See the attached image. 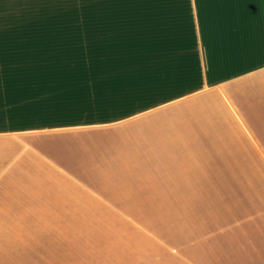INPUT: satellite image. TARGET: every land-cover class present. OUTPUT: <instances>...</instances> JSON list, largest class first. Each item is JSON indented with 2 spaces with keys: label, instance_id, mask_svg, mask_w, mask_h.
<instances>
[{
  "label": "crops",
  "instance_id": "0c3cea01",
  "mask_svg": "<svg viewBox=\"0 0 264 264\" xmlns=\"http://www.w3.org/2000/svg\"><path fill=\"white\" fill-rule=\"evenodd\" d=\"M0 264H264V0H0Z\"/></svg>",
  "mask_w": 264,
  "mask_h": 264
},
{
  "label": "rangeland",
  "instance_id": "374dc122",
  "mask_svg": "<svg viewBox=\"0 0 264 264\" xmlns=\"http://www.w3.org/2000/svg\"><path fill=\"white\" fill-rule=\"evenodd\" d=\"M70 13L66 14V18H73V19H83L85 18L84 13ZM75 20H73L74 23ZM79 28H66L63 29V36L74 37V42H71L69 44H63V47H65L62 50V67L64 70L67 71H74L76 73L75 76L73 74L71 75H63L61 76V84L63 85H81L84 86L86 84H92V82L95 79H99L101 77L99 76H87L86 75V65L87 60L85 58V35H86V28L80 27ZM35 31L36 34H45L47 32L46 29H36L32 30ZM30 29L26 31V33L32 34ZM49 32V31H48ZM77 45L80 47V50L74 52L71 50L73 48L72 45ZM90 63L92 61L90 60ZM58 78V77H57ZM33 79V77H31ZM88 79L90 81H88ZM66 87L70 86H64V89ZM77 87V88H76ZM72 92L62 93L63 94V101L62 105L64 107L61 108L62 115L58 119L56 118V122H62V123H75V122H83V121H90V120H104V119H114L118 118L120 116H123L125 114L131 113L133 110H135L132 106L129 108H123L121 107L122 102L119 103V101L112 102L107 100L104 101L102 99V93L101 92H84V91H78V89H81L79 86H73L70 87ZM67 88V89H70ZM70 89V90H71ZM61 94V93H60ZM61 94V95H62ZM109 94H121L122 96L125 94L130 93H107ZM38 93H31L29 96V104H31V107L37 108V97ZM65 95V96H64ZM117 97V96H116ZM65 113L66 115H64ZM51 119H49L50 121Z\"/></svg>",
  "mask_w": 264,
  "mask_h": 264
}]
</instances>
